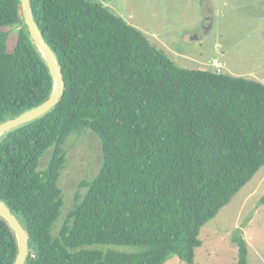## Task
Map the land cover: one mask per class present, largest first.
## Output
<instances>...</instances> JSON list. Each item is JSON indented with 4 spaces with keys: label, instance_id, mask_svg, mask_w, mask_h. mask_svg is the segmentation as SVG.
Returning <instances> with one entry per match:
<instances>
[{
    "label": "trees",
    "instance_id": "16d2710c",
    "mask_svg": "<svg viewBox=\"0 0 264 264\" xmlns=\"http://www.w3.org/2000/svg\"><path fill=\"white\" fill-rule=\"evenodd\" d=\"M31 3L65 91L49 113L0 137V198L29 233L26 264H164L173 255L194 264L202 227L264 166V82L179 67L101 2ZM53 86L20 0H0V122L45 101ZM83 128L100 138L102 165L54 234L64 145ZM232 239L230 264H250L242 230ZM17 248L0 214V264H13Z\"/></svg>",
    "mask_w": 264,
    "mask_h": 264
},
{
    "label": "rangeland",
    "instance_id": "374dc122",
    "mask_svg": "<svg viewBox=\"0 0 264 264\" xmlns=\"http://www.w3.org/2000/svg\"><path fill=\"white\" fill-rule=\"evenodd\" d=\"M103 3L138 27L179 67L210 69L264 82V0H92ZM15 36L11 37V42ZM218 59L220 69L213 65ZM66 161L60 187L64 205L53 232L58 234L87 183L103 160L101 141L90 129L73 132L65 142ZM52 151L38 168L45 169ZM264 166L231 201L201 229L203 244L196 249L194 264H230L236 260L233 235L241 229L249 245V263L264 264ZM108 251L134 252V245L95 244ZM164 264H187L177 255Z\"/></svg>",
    "mask_w": 264,
    "mask_h": 264
},
{
    "label": "water",
    "instance_id": "95a60500",
    "mask_svg": "<svg viewBox=\"0 0 264 264\" xmlns=\"http://www.w3.org/2000/svg\"><path fill=\"white\" fill-rule=\"evenodd\" d=\"M208 4L210 0H206ZM21 11L24 24L27 27L30 38L41 51L51 76L54 81L53 91L50 96L40 104L27 109L18 115L0 122V137L5 133L28 124L45 114L49 113L61 101L65 91V80L60 64V60L47 42L35 18L31 0H20ZM0 214L10 223L17 237V254L13 264H26L30 252L29 233L22 224L19 217L10 209V207L0 198Z\"/></svg>",
    "mask_w": 264,
    "mask_h": 264
},
{
    "label": "built area",
    "instance_id": "2783aa9c",
    "mask_svg": "<svg viewBox=\"0 0 264 264\" xmlns=\"http://www.w3.org/2000/svg\"><path fill=\"white\" fill-rule=\"evenodd\" d=\"M213 65L216 66V67L219 68V69H220L221 67H223V63H222L220 60H218V59H215V60H214Z\"/></svg>",
    "mask_w": 264,
    "mask_h": 264
},
{
    "label": "flooded vegetation",
    "instance_id": "af4514ba",
    "mask_svg": "<svg viewBox=\"0 0 264 264\" xmlns=\"http://www.w3.org/2000/svg\"><path fill=\"white\" fill-rule=\"evenodd\" d=\"M203 3H206L207 1L206 0H201Z\"/></svg>",
    "mask_w": 264,
    "mask_h": 264
}]
</instances>
